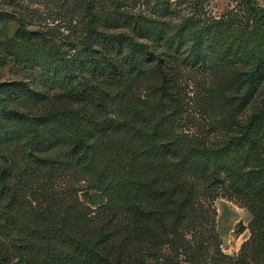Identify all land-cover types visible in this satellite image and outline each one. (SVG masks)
I'll return each instance as SVG.
<instances>
[{
	"label": "trees",
	"instance_id": "16d2710c",
	"mask_svg": "<svg viewBox=\"0 0 264 264\" xmlns=\"http://www.w3.org/2000/svg\"><path fill=\"white\" fill-rule=\"evenodd\" d=\"M245 1V44L239 36L223 41L220 22L203 17L198 6L174 23L173 0H77L86 21L81 38L71 42V57L22 32L16 55L34 60L45 73L55 70L51 83L60 94L48 102L27 83L0 85L5 257L13 264H174L182 255L193 264L231 259L220 251L209 254L202 239L192 247L184 231L191 223L202 231L197 209L206 210L204 198L218 197L226 174H241V150L232 139L212 145L177 130L183 104L176 62L165 49L187 52L193 66L205 63L206 48L219 43L228 52L246 51L253 64L242 81L253 89L264 69V8ZM14 97L24 98L26 112L13 105ZM260 119L264 112L249 124ZM237 139L243 143L250 135ZM14 142L21 157L10 149ZM258 163L241 175L242 185L233 186L240 195L242 189L253 197L264 193V180L253 187V176L264 170Z\"/></svg>",
	"mask_w": 264,
	"mask_h": 264
},
{
	"label": "rangeland",
	"instance_id": "374dc122",
	"mask_svg": "<svg viewBox=\"0 0 264 264\" xmlns=\"http://www.w3.org/2000/svg\"><path fill=\"white\" fill-rule=\"evenodd\" d=\"M173 1L176 8L172 16L174 23L179 22L183 15L193 13L195 6H198V12L203 17H212L220 22L223 41L239 36L246 43L249 15L245 0ZM253 1L256 6L264 8V0ZM84 13L77 0H0V85L24 82L39 92L44 101H53L60 94V89L51 83L55 70L45 73L34 60H21L16 55L15 46L21 42L22 32L27 30L32 32L35 40L46 46H57L63 56L71 57V42L76 36L81 38L86 21ZM190 44L191 37H188V46ZM165 50L176 62L177 96L183 104L177 130L199 134L212 145H222L232 139L231 142L239 145L241 150L236 161L243 165L241 174L235 170L226 174L225 187L219 189L220 193L214 201L204 198L208 204L206 210L197 209L196 212L199 220H203L204 227L197 232L191 223L184 231L185 238L192 247L202 239L209 247V254L220 251L231 258L220 264H264V193L253 197L249 189H242L240 195L233 187L242 185L241 175L252 167H260L258 162L264 164V119L252 126L249 124L254 114L264 112V69L252 89L242 81L243 73L253 64L246 51L228 52L219 43L216 49L206 48L205 63L193 66L186 60L187 52L176 51L175 48ZM62 68L59 66L60 71ZM24 101V98L14 97L13 105L26 112L28 107ZM243 134H249L250 139H244L242 143L237 138ZM10 149L21 157L18 143L14 142ZM253 179L255 189L264 180V170L261 169ZM29 198L32 199L33 195ZM258 198L262 200L257 202ZM222 199L235 208L248 211L250 219L238 222L226 239L218 226L217 203ZM256 213L259 215L255 216ZM221 219L222 222L227 221L230 216L223 213ZM206 220H213L214 224L209 225ZM0 245V264H13L12 257H5V253L9 252V237L6 234L0 236ZM241 257L243 261L238 263ZM174 264L193 263L182 255Z\"/></svg>",
	"mask_w": 264,
	"mask_h": 264
},
{
	"label": "crops",
	"instance_id": "0c3cea01",
	"mask_svg": "<svg viewBox=\"0 0 264 264\" xmlns=\"http://www.w3.org/2000/svg\"><path fill=\"white\" fill-rule=\"evenodd\" d=\"M218 211H219V229L221 231L223 238H228L230 234L233 232L236 224L240 221L250 220L248 211L245 209H241L239 207L232 206L228 201L221 200L217 203ZM226 213L230 216V220H225L222 222V214ZM223 226L225 228L223 229Z\"/></svg>",
	"mask_w": 264,
	"mask_h": 264
}]
</instances>
